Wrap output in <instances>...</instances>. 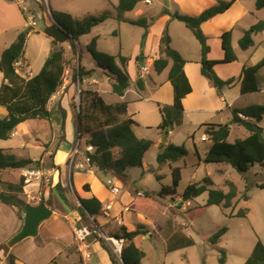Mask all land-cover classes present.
Masks as SVG:
<instances>
[{
	"label": "rangeland",
	"instance_id": "rangeland-1",
	"mask_svg": "<svg viewBox=\"0 0 264 264\" xmlns=\"http://www.w3.org/2000/svg\"><path fill=\"white\" fill-rule=\"evenodd\" d=\"M24 1V5L19 3V9L16 0H0V23L9 20H11L12 23H16L17 21L20 23L23 21L25 23L26 21L27 24L25 28H20L19 30L21 31V29H24L23 31H25L31 28V26L28 25V19L33 15L37 18L36 26L32 28L33 30H29L30 35L25 48L27 61L25 60L21 62L20 65H17L23 78L25 77V74H32L34 77L39 75L50 59L53 51V44L51 39L45 34L44 29L48 26L57 25L60 22L61 15H70L74 21H82L89 17H100L104 14H111L105 22L94 27L89 34L83 35L80 38H77V40L71 38V40H67L60 44L63 50L60 65L62 66L64 74L61 78L62 82L57 88L58 91L51 98V100L54 101L53 104H48L47 106L48 110L52 111L53 114H51L50 119L47 117L44 119L40 118L39 120L41 121L30 119L23 124L22 130H24L26 135L29 136L28 140H31V142L27 144V139L22 136L14 137L15 135H12L11 139L7 141L0 140V149H10L18 156L35 158L37 160L40 159L44 153L45 147L39 142H36L37 140L34 138L30 139L32 138L31 136L34 137V135H38L47 143L52 139V150L56 149L59 140H61L62 143L66 142L73 145L69 155H71L78 142L79 147L82 146V150L85 152V142L87 141L88 136H86V139L84 137L81 142L78 133V113L81 104L80 93L83 90H92L90 87L92 77L97 80V87L102 91L101 95L107 103H114L117 98V96L112 93L111 82L105 77V70L99 67L96 59L88 51V46L95 37H98L97 50L114 56L116 63L119 66H121L118 59L119 57H127L130 60L127 66L128 72H132L136 70V68L138 69L137 56L140 54V52H138L139 50L143 51L145 57L141 62V66L145 63L148 56L153 57L155 40L157 39L156 35H158L162 29H165L164 35L170 32L172 39L170 48L172 50L177 51L179 54L180 51L188 52L186 55H190L189 57H192L191 52L195 51V57L198 55L200 59V55L197 54V52L201 49V45L197 42L192 31L177 19L172 21V23L169 22V19L172 20L176 13L196 17L197 15H195V13L198 9L202 5L210 2V0H151L152 4L145 5L140 2L135 8L136 10L130 13H125L122 17H118L119 13L117 12V5L119 0H49V5H46L43 0ZM215 1L218 4H221L223 2H230L231 0ZM236 1L237 0H235V2ZM242 3L244 7L248 9H253L255 5L254 0H243ZM232 6L229 9H231ZM233 9L236 12L237 9ZM24 10H28L30 13L27 14ZM138 10L143 11V16L140 17L147 19L150 25L149 29L153 28L154 36L150 37L146 52L145 44H143L144 46L141 48L146 29L142 26L129 23V21L140 18L137 15ZM226 12L227 11L216 17L221 18ZM248 16L251 17V15ZM258 16L264 21V11L260 12ZM214 19L215 17L211 20ZM250 19L254 22L252 17ZM218 20L220 19H215L211 23H206L207 25L201 24L200 26L203 34L207 37L206 42L210 49L207 57L208 59H213L212 46L209 41H212L214 44L213 40L218 39L219 36V26L217 25ZM248 21L249 19L246 17L233 28L234 35L230 36V45L235 55V51L240 50V46L238 42L236 43L233 41L237 39L241 27H246V25H248ZM19 31L11 30L1 34L0 51L2 47L11 45L17 39L20 34ZM205 32L210 34V36L206 35ZM221 37L222 36L219 38L221 39ZM151 47H154L152 52ZM251 48L252 47L249 49ZM251 51L252 50H250V52ZM240 61L243 62L242 59ZM217 65L220 64H217L216 62L213 66V71L218 76L216 70ZM80 67L83 73L82 80L76 81L73 76ZM201 68L202 66L190 67L188 69V75L193 79L191 73L194 70V74H196L197 78L204 79L214 89L211 81L202 75ZM262 69L258 74V84L264 87V71H262ZM219 70L221 71L222 69ZM86 72H90L91 75H84ZM149 75L151 78H149ZM149 75H147L146 81L148 84V90L146 91L147 96L151 93L154 95V76H157L158 78L159 74L157 75L156 72L151 70ZM161 77L164 78L165 75H162ZM112 78L114 79V77ZM163 81L165 82V80L158 81V84ZM192 81L195 87V94L199 98L202 90L197 86L195 80ZM2 82L3 75L0 73V85ZM130 87H135V82L131 81ZM215 91L216 92L211 93L210 96L206 97L204 102H199V106H209L215 103L217 107H220L219 114H212L208 111H193L187 116L183 115L180 119V123L177 126H174L173 130H169V135L167 134L168 136L159 129L163 120L160 106L165 108L168 106L138 98V101H136L132 99V97L134 98L133 95L130 94L128 96V99L130 100L129 112L130 114H133L136 125L140 126L135 127L137 136L149 139L154 145L145 155V169H130L127 172L126 179L117 178L111 174L105 175L99 172L98 179H100L103 184L97 185L98 187H96L99 195L104 196L109 194L106 190V188H108V181H112L117 185L120 194L115 198L108 195V200H112L115 204L114 210L109 212L111 217L104 215L101 210L100 215L92 218V221L99 226V229L103 234L114 237L119 234L118 230L120 228L117 221L114 220L116 218L115 216L119 215L118 217L122 220L120 213L124 210V207L131 203L127 207L131 212L123 211V220L126 224L125 227L131 232L137 229L141 231V234L133 240L135 246L145 253V258L141 261V264H222L220 262L222 258H224V264H245L246 260L251 256L257 242L261 241L264 244V188L261 187L264 183V168L255 165L251 171L246 174L245 179L244 176L240 175L227 163L207 164L203 161L205 153H207L210 147V141H208L210 138L208 135H206V141L201 140V137L206 130V128L201 127L203 123L208 122L221 125L231 124L230 136L228 138V141L231 143L249 135V132L243 126L231 123L233 120V114L229 109L222 110L224 104L219 100L221 93H218L217 90ZM236 92V89H234L230 94H235ZM173 93L174 88H172L171 85L164 88V91L162 92L165 101L164 103L173 102L174 104ZM63 97L64 102L61 104L60 98ZM196 100H191L190 103L193 104ZM257 104L264 105V95L260 93L249 94L240 99L235 104L234 108L237 107L236 109H239ZM58 108H60V110H58ZM60 111L65 114L64 120ZM6 114L7 111L4 108L3 110L0 109V117H4ZM44 122L47 123L44 124ZM258 125L264 130V116L263 120L258 123ZM192 135L193 138H191ZM166 136L171 144H174L175 146H184L188 152V156L184 160L172 166L181 167V181L175 199L170 197H157L162 186L172 184L171 168L167 165L160 167L157 163L158 147L163 143V140H167ZM22 143L27 145L26 150L21 148ZM32 143H34V145ZM48 146L49 145H46V147ZM91 148L92 147L87 146L86 151L88 152L89 150H92ZM195 150L198 151V155L195 153ZM62 151H57L58 161L65 162L66 159L68 161V155L64 157L65 153ZM84 152L81 151V154H79L78 159L80 161H83V158L85 157ZM43 160L44 168H46V170L54 168L53 158L49 156ZM67 166L65 165V170L63 169L65 171L66 185L63 187L61 184L60 188L56 187V193L53 192L54 189H50L52 180L47 174L40 181L41 188L49 185L46 195L41 190L35 195L32 194L35 201L30 200L28 196L19 197L24 200L25 204L31 203L33 205H38L40 203L39 199L45 198L49 203V205H47L51 206L53 211L63 209L64 206H68L69 204H73L74 207L79 209L81 207L79 200L82 198L83 191L78 187L76 176L74 177V183L70 180L68 181V175L69 177L71 175L74 176L78 171L72 170L69 163ZM159 173L164 176L162 182L157 181L155 178V174ZM207 177L212 180V184L206 183ZM20 181L21 173L19 170L7 169L0 175V191L7 193L9 192L10 185H18ZM228 182L234 183L237 187V196L233 200V206L230 208L224 207L223 204L207 206L209 192L211 190H223L224 192H228ZM126 183H128V185ZM191 184H197L199 186L204 185L207 188V191L188 201L184 200V192ZM247 186H249V191L247 192L249 200L245 201L242 199V196L246 193ZM136 192H143L144 195L146 193L153 194V197L137 198L135 197ZM133 201L134 203H132ZM107 202L104 200L103 204L105 205ZM132 204L135 205L134 210H131ZM77 205L79 207H77ZM13 207L14 206L0 203V240L4 237H8L10 230L16 227L17 220H20L21 218L24 221V206L21 208L15 207L16 209H12ZM197 207H202L203 211L193 218H190L186 212ZM241 210L248 212L246 218H239L236 216ZM75 216L77 217L75 218L72 216V218H68L76 220V222L79 221L77 212ZM102 216H105L106 218ZM92 221L89 217L87 222L83 223V225H91L92 229H94ZM114 228H117V231L114 230ZM222 228H227V233L217 244H212L209 241L210 237ZM97 236L98 235L94 234L92 236V241L103 244L109 249V251H111L109 244L100 236ZM0 247L2 250L4 249L2 246ZM117 260L118 264H122L118 258ZM92 262H94V259Z\"/></svg>",
	"mask_w": 264,
	"mask_h": 264
},
{
	"label": "trees",
	"instance_id": "trees-1",
	"mask_svg": "<svg viewBox=\"0 0 264 264\" xmlns=\"http://www.w3.org/2000/svg\"><path fill=\"white\" fill-rule=\"evenodd\" d=\"M140 0H119L117 6L118 17L123 14L133 11L139 4ZM235 0L227 3L216 4L199 16L191 17L188 15H180L176 13L173 19L184 23L189 30L195 35L196 39L201 45L202 59L201 71L202 75L208 78L213 84L214 88L221 93L225 87H232L236 80L234 78L223 80L217 76L213 71V66L218 63H229L237 60V56L233 53L230 45V36L232 33L226 32L222 35V48L225 52V58L222 61H214L208 59L209 47L207 45V37L203 34L200 26L203 23L210 21L212 18L228 11L234 5ZM256 9H264V0L256 1ZM110 13L101 15L100 17H89L82 21H74L70 15H61L60 22L57 25L48 26L44 29L45 34L51 39L53 44V51L50 59L42 69L41 73L29 80L23 78L18 72L17 64L25 57V48L30 33L25 30L19 34L16 41L13 42L2 54L0 58V72L3 73L4 83L0 86V106L5 108L7 115L0 118V140L7 141L11 139L14 131L21 124L30 119H44L45 113H49L48 119L51 118L52 111L48 110V104L53 95L57 92V88L61 84L63 69L60 65L63 55V50L60 44L67 40H77L83 35L89 34L92 29L99 24L105 22ZM109 16V17H108ZM55 19V16L53 14ZM56 21V19H55ZM133 25L142 26L146 29L143 38V44L147 37V32L150 27L146 18H139L137 20L129 21ZM264 31V21H260L252 25L244 32L243 37L239 40V46L243 51L248 50L254 46L253 36ZM171 39L169 35L165 34L161 39L160 52L162 56L155 60L154 70L157 74L163 73L169 65V61H173V65L169 72V81L174 88V104L172 107H161L162 123L159 129L165 135L169 130L174 129L180 123L183 116L184 108L182 100L192 93L191 84L184 72L185 61L181 55L170 48ZM88 51L98 62L99 67L105 70V73L114 77L112 85L113 92L118 96H124L130 87L131 76L127 70L129 59L127 57H119L120 65L116 63L115 57L97 50V38H94L88 46ZM144 55L143 51L137 56L138 72L140 76L141 62ZM264 68V57L254 66L245 67L242 71V93H256L260 91L258 84V74ZM65 72V71H64ZM90 72L84 75H90ZM81 67L74 74V80H82ZM137 87L139 90L144 89L142 79L137 80ZM81 104L78 113L79 118V137L82 142L83 138L88 136L86 147H92V150L85 152L80 149L89 158L91 166L95 167L98 172L105 175L111 174L114 177L126 179L127 172L132 168L144 169L145 155L154 145L152 141L147 139H140L136 136L133 130L135 121L128 117V103L122 102L118 104H109L103 97L94 90H83L80 93ZM60 110V108H58ZM63 115L65 114L60 111ZM232 124L243 126L249 135L243 139H237L234 143L228 141L230 136V125H215L205 124V135L209 136L211 145L204 156L203 161L210 163H227L231 165L240 175L246 176L247 173L255 165L264 168V130L258 123L263 120L264 105H252L244 109H233ZM64 122V121H63ZM82 138V139H81ZM193 138V135L191 136ZM84 142V141H83ZM198 155V151L195 150ZM188 156V152L184 146L161 145L160 151L157 154V163L160 167L169 166L171 168L172 184L162 186L157 197H170L175 199L177 189L181 181V167H172L173 164L184 160ZM53 158V155L51 156ZM41 161H33L31 159L19 158L8 150L0 149V171L6 169H27L38 168ZM157 181L162 182L164 176L155 174ZM246 179V177H245ZM206 183L212 184L210 178H206ZM25 178L22 177L18 185H10L8 193L0 195L3 204L19 207L25 205L23 199L19 198L24 193ZM228 192L223 190H211L207 200V206L224 205L226 208L233 206V200L237 196V187L234 183L228 182ZM61 186L58 185L57 188ZM264 188V183L261 185ZM83 189L89 192V184H85ZM207 191L204 185L191 184L184 192V200H190L193 197H198ZM249 186L246 188V193L242 196L245 201L249 200L247 192ZM137 198H151L153 194L146 193L144 196ZM81 207L78 209V223L82 228L88 230V226L83 225L89 217L95 218L100 215L102 203L96 198L80 199ZM49 205L45 198L41 200ZM24 203V205H21ZM134 203V201H133ZM135 209V205H131ZM51 208V206H50ZM202 207L188 210L186 213L190 218L198 215ZM248 212L239 211L236 215L239 218H246ZM84 221V222H83ZM227 228H222L214 233L209 241L212 244H217L221 238L227 233ZM141 234L139 229L129 232L125 226L116 235L118 238H123L126 241L125 248L122 254L123 264H141L145 258V253L137 248L133 240ZM0 250L2 248L0 247ZM113 264H118L117 258L109 251ZM224 264V258L220 260ZM5 264H17L16 258L9 255L6 258ZM245 264H264V244L258 241L251 256L246 260Z\"/></svg>",
	"mask_w": 264,
	"mask_h": 264
},
{
	"label": "crops",
	"instance_id": "crops-1",
	"mask_svg": "<svg viewBox=\"0 0 264 264\" xmlns=\"http://www.w3.org/2000/svg\"><path fill=\"white\" fill-rule=\"evenodd\" d=\"M16 1L18 3V5L16 3L17 6H19V3L21 5L25 4L24 0H16ZM140 2L143 3V1H141V0H140ZM140 2H139V4H140ZM242 2H243V0H240V1L237 0L234 3V5L232 6V8L229 9L226 12V14H223V16L221 18L215 17V19H220L217 21V25L219 26V31H218L219 36H218V39L213 40L214 44L212 41H209V43H211V46H212V54H213V59H210V60H216V61L220 62L225 58V52H224V50H222L223 49L222 48V38L220 39L219 38L220 36H222L224 33L228 32V31H231L232 36H233L234 35L233 34L234 26L239 24V22H242L247 17L249 19L248 25H246V27H241L239 35L237 36V39L235 41H233L236 43L238 42V44H239V40L243 37L244 32L246 30H248L252 25L262 21V18L259 17L258 15L260 14V12H263L264 9H261V10L256 9V0H254L255 5H254L253 9H248V8L244 7ZM216 4H217V2L215 0H210L209 3L202 5L198 9V11L195 13V15L199 16L203 11H205L206 9H208V8H210ZM233 8L237 9L236 12ZM19 9H20V6H19ZM134 10H136V9H134ZM133 11H131V12H133ZM142 12H143L142 10H138L137 15L139 17L143 16ZM127 13H130V12H127ZM248 15H251V17L253 18L252 20H254V22L251 21V19H250L251 17H249ZM140 18H142V17H140ZM135 20H137V19H135ZM174 20H176V19H172V20L169 19V22L172 23V21H174ZM214 20L208 21L206 23H211ZM10 22H11V20L5 21L4 23H0V36H1V34L9 32L11 30H18L19 31L20 28H25V26L27 24L26 21H25V23L23 21L21 23L19 21H17L16 23H12V22L10 23ZM206 23H203V24H206ZM29 29L33 30L31 28H29ZM23 30L24 29H21V31H19V33H22ZM164 32H165V29H162L160 31V33L158 35H156V37H157V39L155 40V50L156 51L155 50L153 51L154 47L153 48L151 47V52L153 51V57L148 56L145 63L141 67L140 76H139V72H138L137 68H136V70H134L132 72L129 71V74L131 76V81L135 82V87H132V88L129 87L128 90L126 91V93L124 94V96H121V97L118 96L117 94H115L113 92V88H111L112 93L114 95H116L117 98L115 99L114 103H109V104H118V103H122V102L128 103V117H130L132 120H134V116H133V114H130V112H129L130 100L128 99V96L130 94L134 96V98L132 97V99L136 100V101H138L137 100V98H138V99L146 100L148 102L154 101V102H157L160 104H164L163 106H168V107L173 106V102L164 103L165 102L164 96L162 94L165 87H168L169 85H171V87L173 88L171 82L169 81V72H170L171 67L173 65V61H171V60L169 61L168 68L163 73H161L159 75L157 74L158 78H157V76H154V79H155V83H154L155 93H154V95L151 93L149 96H147V94H146V91L148 90V84L146 82L147 81V75H149V72L151 70H153L155 72L154 62H155V60L159 59L162 56V54L160 52V45H161V39L164 36ZM166 34L169 35V37L171 39L170 32H168ZM205 34L210 36V34H208L207 32H205ZM29 35H30V33H29ZM151 36H154L153 28H150L149 31L147 32V37H146V41H145V52L147 50L148 42H149V39ZM95 38H97V41H98V37H95ZM253 39H254V46L251 49L243 51L241 48H239L241 51L240 50L235 51L237 58H238L237 61L229 62V63H219L220 65L216 66L218 76L221 77L223 80H228L231 78L236 79V82L234 83V85L232 87L223 88L221 91V96L218 95L220 98L219 99L220 102H222L224 104V108L222 110H224V109L228 110L229 109L232 112L233 109L237 108V107L234 108V106L240 99L244 98L245 96H247L249 94H255V93H247V94L242 93L241 75H242V71L245 67L254 66L263 59V57H264V31L262 33L254 35ZM197 42H198V40H197ZM171 44H172V39H171L170 45ZM9 46L10 45H8L7 47H2V49L0 51L1 56H2L3 52ZM188 48H189V46H188ZM250 50H252V51L250 52ZM138 52H140V50ZM180 54H181V57L185 61L184 72H185V74H186V76H187V78L191 84V87H192V93L187 95L186 98L183 100V106H184L183 107L184 108L183 115L187 116L189 113H192L193 111L194 112L208 111L212 114H214V113L219 114L220 113V107H217L215 105V103H213L209 106H205V105L199 106V102H204L206 97L210 96L211 93L216 92L215 91L216 89L215 88L213 89L210 86V84L207 83L204 79L197 78L196 74H194V70L191 73V75L193 76V79H192V77H190L188 75V69L190 67L201 66V49L197 52V54L200 55V59H199L198 55H197V57H195V55H194L195 51L191 52L192 57H189L190 55L187 56L186 54H188V52H185V51H180ZM26 59L27 58H26V53H25V58L23 60H21V62L25 61ZM241 59L243 60V62L240 61ZM21 62L18 63L17 65H20ZM23 66H24V63H23ZM144 67L149 68V70L146 73H142V69ZM219 69H222V70L220 71ZM262 71H264V68L262 69ZM18 72H19V70H18ZM260 72H261V70H260ZM0 73L3 75L2 72H0ZM20 75H21V73H20ZM162 75H165V77L162 78L161 77ZM198 75H199V72H198ZM33 77L34 76H32V74H30V75L25 74L24 78L29 80ZM105 77L109 82H111V86H112L114 83V79L112 77L108 76L106 73H105ZM149 78H151L150 75H149ZM138 79L143 80V83H144V89L143 90H139L137 87L136 83H137ZM160 80H165V82L163 81L162 83L158 84V81H160ZM192 80H195L197 86H199L202 90L201 96L199 98L195 94V87H194ZM3 83H4V76H3V82L1 83V85ZM205 83H207V84H205ZM97 86H98L97 80L92 77V80L90 82V87L92 88V90L97 91L101 95L102 91ZM259 87H260V91L256 92V93H260V94L264 95V87L260 86V84H259ZM70 89H71V87H70ZM234 89H236L237 92L235 94H230ZM144 94H146V95H144ZM173 99H174V93H173ZM194 99L195 100L197 99L196 102L191 104L190 101L194 100ZM60 102H61V104L64 102V97L60 98ZM49 104H50V102H49ZM257 105H259V104H257ZM246 107H249V106H246ZM246 107L239 108V109H244ZM0 109L3 110L2 107H0ZM4 117H6V116H4ZM4 117H0V118H4ZM36 120L41 121L39 119H36ZM26 122H24L23 124H25ZM45 123H47V122H44V124ZM23 124H21L19 127H17V129L15 130V133H13V136L14 135H15L14 137L22 136L28 140L29 136L26 135L24 130H22ZM205 124L208 125V124H212V123H208V122L203 123V125L201 127H203ZM215 125H221V124H215ZM46 126H47V124H46ZM135 127H140V126L136 125V122H135V125L133 126V130H134V133L136 134ZM136 136H137V134H136ZM167 136H166V138H167ZM203 136H206L205 133L202 135L201 140L206 141V138H203ZM31 137L32 138H30V139L34 138L35 140H37L36 142H39L41 145H43L45 147V151L42 154V156L40 157V159L37 160L35 158L21 157V156H18L16 154L15 155L19 158L31 159L33 161H41V159H42L41 162H42L43 168H44V160L43 159L46 157H49V156L51 157L53 155L54 168L47 169V170H46V168H44V170L46 172V175L48 174L52 180V184H51L50 189H54L53 192L56 193L55 188L58 185L61 186V184H62L63 187H65V185H66L65 184L66 181H65V171L64 170H65V165L66 166L68 165V161H69V157H70L69 154L72 150L73 145H70L66 142L62 143L61 140H59V143L57 144L56 149L52 150V142H51L52 139L47 143L44 140H42L38 135H34V137L33 136H31ZM138 138H140V137H138ZM140 139H146V138L141 137ZM147 140H149V139H147ZM208 141H209V139H208ZM30 142H31V140H28L27 144H29ZM32 144L34 145V143H32ZM170 144L171 143L169 142V139L167 138L165 143H161L159 145L158 153L160 151L161 145L167 146ZM209 144L211 145V142H209ZM46 145H49V146L46 147ZM21 148L26 150L27 145L22 143ZM2 149H6V148H2ZM6 150L13 153L10 149H6ZM57 151L64 152L65 153L64 157H66L68 155V161H67V159L65 160V162H61L60 160L58 161ZM145 167L146 166L144 164V169H145ZM6 170H1L0 175H1V173H3ZM24 170H27V169H20L19 170L21 173V178L23 177ZM67 171H68V169H67ZM98 174H100V173L98 172V170L96 168H93V172H91V173L78 171L75 173L74 176L71 175L69 177V175H68V181L70 180L71 182L74 183V177L76 176L78 187L81 188L83 191V195H82L81 199H91L93 197H96L102 203V205H103L102 208L105 205H109V204L112 205V209H111V212H112L114 210L115 204L112 202V200L111 201L108 200V198H109L108 195H111V197L113 196L115 198L120 193L117 196H114L113 194L110 193L109 188H106V190L109 194H106L104 196L99 195L96 187H98L97 185H103V184H102V181L100 179H98V176H99ZM110 182H112V181H110ZM112 183L115 186H117L114 182H112ZM85 184H89V188H90L89 192H86L83 189V186ZM126 184L128 185V183H126ZM48 186H44L43 188H41V185L39 183L27 184V186L25 185V187H24V193L20 196H30V195L32 196V194L35 195V194H37V192H39L41 190L46 195L47 194L46 191H48ZM2 193H4V192L0 191V195ZM104 200H106V202L108 201L105 205L103 204ZM0 203H2L1 199H0ZM130 204H128L126 207H124L123 211L131 212L129 209H127V207ZM80 205H81V203H80ZM77 207H79V206L77 205ZM12 209H16V208L13 207ZM123 211L120 213L122 220L118 217L119 215H116V216L113 215L116 217L114 220L117 221V224L120 227L118 231H120L122 226L126 225L124 223L125 221L123 220V216H124ZM76 212L79 213L78 208L74 207L73 204H69L68 206H64L63 209H57L56 211H53V216L48 221L44 222L40 226L39 234L37 237L28 238V239L22 241L21 243L15 245L14 247H10L8 245V242L21 230V228L23 226V222H24L23 219L20 218V220H17L16 227H14V229L10 230L8 237H4L5 240H4V238L2 240H0V246H2L4 248L3 250L0 251V264H5L6 258L9 255H13L16 258L17 264H113L111 257H110L111 255L109 253V249H107L103 244L96 243L95 241H92L93 234H92L91 225H89V226L87 225L89 227L88 231L91 234L89 237H87L83 241H81L80 239L77 238L76 229L79 228L81 225L78 223V221L76 222V220L68 218V217L72 218V216L76 218L77 217V216H75ZM102 217H105V216H102ZM109 217H111V215ZM116 229L117 228H114V230H116ZM127 230L129 232H131L128 228H127ZM84 254H86V256L89 255V257L85 258ZM93 259H94V262H92Z\"/></svg>",
	"mask_w": 264,
	"mask_h": 264
},
{
	"label": "built area",
	"instance_id": "built-area-1",
	"mask_svg": "<svg viewBox=\"0 0 264 264\" xmlns=\"http://www.w3.org/2000/svg\"><path fill=\"white\" fill-rule=\"evenodd\" d=\"M44 3L46 5H49V0H43ZM143 1L144 4L146 5H150L152 3L151 0H141ZM25 2V1H24ZM24 5V4H22ZM27 14L30 13V11L28 10H24ZM37 23V18L35 15L31 16L28 19V25L31 26V28H34L36 26ZM149 70L148 67H144L142 69V73H146ZM53 100L50 101V104H53ZM203 138H206V136H203ZM204 140V139H203ZM79 154H81V150L79 147V142L76 144L75 148L73 149L70 157H69V165L70 168L72 170H76L79 172H87V173H91L93 172V166H91L90 164V160L89 158L84 155L85 157L83 158V161H80L78 159ZM42 162H40V165L38 168H32V169H27L24 170L23 172V177L25 178V182L27 184L33 183V182H37L40 184V181L43 179V177L46 175V172L44 170V168L42 167ZM108 188L111 194H113L114 196H117L120 193V190L117 186H115L112 182H108ZM138 196H144V194L142 192H138L137 193ZM30 198V200L35 201V198L32 197L31 195L28 196ZM40 202L42 199H39ZM112 209V205H105L101 210L102 213L106 216H110L109 212ZM91 221L93 220L92 217H90ZM94 224V229H92V234H96L98 236H100L102 239H104L110 247L111 252L119 259V261L123 264L122 261V254L125 248V239L123 238H118L116 236H107L105 234H103L101 232V230L99 229V226L96 225V223L94 221H92ZM76 234H77V238L80 239L81 241L85 240L87 237H89L91 234L88 230L82 228L81 226L79 228L76 229ZM97 236V237H98ZM84 257L87 258L89 257V255L86 256V254H84Z\"/></svg>",
	"mask_w": 264,
	"mask_h": 264
},
{
	"label": "water",
	"instance_id": "water-1",
	"mask_svg": "<svg viewBox=\"0 0 264 264\" xmlns=\"http://www.w3.org/2000/svg\"><path fill=\"white\" fill-rule=\"evenodd\" d=\"M46 117L49 113H45ZM166 140H163L165 143ZM24 205V203H21ZM24 222L21 230L9 241L8 245L14 247L16 244L28 239L35 238L39 234L40 226L53 216V210L45 202L38 205L31 203L24 205Z\"/></svg>",
	"mask_w": 264,
	"mask_h": 264
},
{
	"label": "clouds",
	"instance_id": "clouds-1",
	"mask_svg": "<svg viewBox=\"0 0 264 264\" xmlns=\"http://www.w3.org/2000/svg\"><path fill=\"white\" fill-rule=\"evenodd\" d=\"M32 29V28H31ZM28 169V168H27ZM30 169V168H29ZM32 169V168H31ZM41 203V202H40ZM81 206V205H80Z\"/></svg>",
	"mask_w": 264,
	"mask_h": 264
}]
</instances>
